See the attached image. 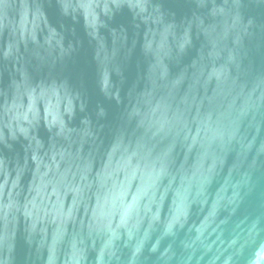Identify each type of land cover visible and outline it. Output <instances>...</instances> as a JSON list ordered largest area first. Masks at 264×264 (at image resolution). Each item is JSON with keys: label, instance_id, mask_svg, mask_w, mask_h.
Masks as SVG:
<instances>
[{"label": "water", "instance_id": "1", "mask_svg": "<svg viewBox=\"0 0 264 264\" xmlns=\"http://www.w3.org/2000/svg\"><path fill=\"white\" fill-rule=\"evenodd\" d=\"M0 264H264V0H0Z\"/></svg>", "mask_w": 264, "mask_h": 264}]
</instances>
